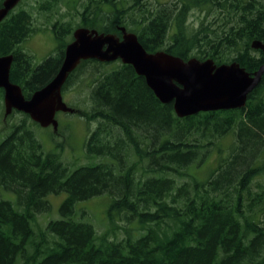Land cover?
<instances>
[{"label": "trees", "instance_id": "16d2710c", "mask_svg": "<svg viewBox=\"0 0 264 264\" xmlns=\"http://www.w3.org/2000/svg\"><path fill=\"white\" fill-rule=\"evenodd\" d=\"M80 15L99 33L121 37L124 27L148 52L236 61L249 73L264 63V50L251 46L264 43V0H86ZM32 22L24 8L0 21V56L12 54L9 79L25 98L57 73L73 39L67 22H54L56 51L36 64L21 47ZM115 61L81 60L62 86L75 73L92 76V104L74 112L96 121L83 148L97 160L69 171L44 151L27 114L3 116L21 114L0 140V264H264V72L243 107L180 118ZM213 153L205 178L190 172ZM62 192L59 216L36 229L47 196ZM102 194L111 197L108 220L125 223L122 238L98 234L76 206Z\"/></svg>", "mask_w": 264, "mask_h": 264}, {"label": "water", "instance_id": "95a60500", "mask_svg": "<svg viewBox=\"0 0 264 264\" xmlns=\"http://www.w3.org/2000/svg\"><path fill=\"white\" fill-rule=\"evenodd\" d=\"M19 1L3 0L0 21ZM120 31L121 37H118L83 26L75 28L57 73L29 98H25L21 87L9 79L12 54L0 56L4 116L16 110L27 114L41 127L51 125L55 130L56 112H74V108L62 99V86L68 74L84 59L101 62L119 59L130 64L137 75L144 77L161 103H172L174 113L180 118L204 111L243 107L264 72V63L249 73L236 61L217 65L211 58L184 60L165 51L148 52L135 33L124 27H120ZM251 46L264 50V43L258 40Z\"/></svg>", "mask_w": 264, "mask_h": 264}, {"label": "rangeland", "instance_id": "374dc122", "mask_svg": "<svg viewBox=\"0 0 264 264\" xmlns=\"http://www.w3.org/2000/svg\"><path fill=\"white\" fill-rule=\"evenodd\" d=\"M48 1V2H47ZM66 0H20L12 11L20 8L27 9L32 15V26L35 27V32L32 33L21 47L32 55L34 63H40L48 55L54 54L57 47V40L54 37L52 26L54 22H67L72 28L70 36L66 39L70 40L73 30L81 26V15L83 12L86 0H73L65 4ZM114 61L106 66L111 68L116 64ZM91 75L74 74L67 86L66 90L62 91L63 101L70 107L76 109H85L91 106L89 81ZM3 109L0 111V140L4 137L8 128L13 123L18 122L21 117L20 113H14L10 117L4 119ZM58 122L57 128L41 127L39 124H31L36 137L42 144L45 152L58 153L59 159L68 166V170L72 171L81 164L89 163L97 160L93 157H88L83 148L88 130L96 126V121H86L85 118L79 116L76 112L58 111L55 114ZM230 136L223 140L226 145ZM217 155L215 153L209 155L205 161L196 168L191 167V171L199 178H205L210 168L216 164ZM4 198H9L10 195L2 193ZM66 193L48 195L47 199L50 202V211L46 214H37L35 228L42 227L45 221L49 218H57L58 207L61 201L65 198ZM108 194L92 197L76 204L78 208H85L88 213L85 220H89L95 227L96 232L100 235L105 234L109 239H119L125 235V223L117 220L110 222L106 215L107 205L110 201ZM132 232L136 234V224H132Z\"/></svg>", "mask_w": 264, "mask_h": 264}, {"label": "bare ground", "instance_id": "6f19581e", "mask_svg": "<svg viewBox=\"0 0 264 264\" xmlns=\"http://www.w3.org/2000/svg\"><path fill=\"white\" fill-rule=\"evenodd\" d=\"M97 66V65H96Z\"/></svg>", "mask_w": 264, "mask_h": 264}]
</instances>
